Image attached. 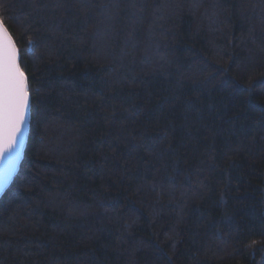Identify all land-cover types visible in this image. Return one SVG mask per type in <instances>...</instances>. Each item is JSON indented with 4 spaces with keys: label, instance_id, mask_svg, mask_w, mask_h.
<instances>
[{
    "label": "trees",
    "instance_id": "obj_1",
    "mask_svg": "<svg viewBox=\"0 0 264 264\" xmlns=\"http://www.w3.org/2000/svg\"><path fill=\"white\" fill-rule=\"evenodd\" d=\"M29 134L0 264H264V0H0Z\"/></svg>",
    "mask_w": 264,
    "mask_h": 264
},
{
    "label": "snow or ice",
    "instance_id": "obj_2",
    "mask_svg": "<svg viewBox=\"0 0 264 264\" xmlns=\"http://www.w3.org/2000/svg\"><path fill=\"white\" fill-rule=\"evenodd\" d=\"M28 112V79L15 42L0 20V191L15 176Z\"/></svg>",
    "mask_w": 264,
    "mask_h": 264
},
{
    "label": "water",
    "instance_id": "obj_3",
    "mask_svg": "<svg viewBox=\"0 0 264 264\" xmlns=\"http://www.w3.org/2000/svg\"><path fill=\"white\" fill-rule=\"evenodd\" d=\"M1 20V19H0ZM9 32V31H8ZM10 34V33H9ZM11 36V34H10ZM12 37V36H11ZM13 39V38H12ZM14 41V40H13ZM16 45V44H15ZM17 47V46H16ZM29 124H30V96H29V112H28V119H27V123H26V126H25V130H24V137H23V141H22V144H21V147H20V154H19V158H18V161H17V168H16V173H15V176L19 170V166H20V163L22 161V158H23V154H24V150H25V147H26V143H27V140H28V134H29ZM15 176L13 177V179L15 178ZM13 181V180H12ZM11 184V183H10ZM9 184V185H10ZM9 185L3 190V191H0V198L1 196L5 193L6 189L9 187Z\"/></svg>",
    "mask_w": 264,
    "mask_h": 264
}]
</instances>
